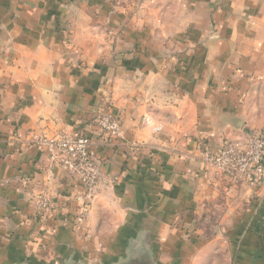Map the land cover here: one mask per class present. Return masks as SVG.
Here are the masks:
<instances>
[{"label": "crops", "instance_id": "1", "mask_svg": "<svg viewBox=\"0 0 264 264\" xmlns=\"http://www.w3.org/2000/svg\"><path fill=\"white\" fill-rule=\"evenodd\" d=\"M108 1L0 0V259L9 224L28 256L14 264H112L131 241L156 263L166 249L199 264L218 240L234 264H264V181L233 182L200 153L264 130V0H143L139 13H106ZM107 106L117 139L92 124ZM57 133L92 143L91 204L36 145ZM41 190L44 224L29 200ZM215 212L221 232L207 235Z\"/></svg>", "mask_w": 264, "mask_h": 264}, {"label": "built area", "instance_id": "2", "mask_svg": "<svg viewBox=\"0 0 264 264\" xmlns=\"http://www.w3.org/2000/svg\"><path fill=\"white\" fill-rule=\"evenodd\" d=\"M146 122L147 119L144 118V123ZM92 124L104 137H121L120 122L109 106L97 113ZM36 145L47 152L49 169H59L81 183L83 198L91 204L101 172L92 155L90 139L77 133H57L52 137L37 139ZM200 150L205 166L229 176L233 182L252 187L263 183L264 130L259 133L244 132L234 140L225 139L215 154L205 145L200 146ZM36 208L40 214L48 213L53 205L47 197L39 196ZM84 212L85 209L82 213Z\"/></svg>", "mask_w": 264, "mask_h": 264}, {"label": "rangeland", "instance_id": "3", "mask_svg": "<svg viewBox=\"0 0 264 264\" xmlns=\"http://www.w3.org/2000/svg\"><path fill=\"white\" fill-rule=\"evenodd\" d=\"M152 6H156V9H163L164 12H167V10L169 9L168 12H170L172 10L171 6L172 4H163L161 2H151ZM146 3H144L143 0H109L106 7H105V11L107 9L106 13H126V7H129L132 10H135V12L139 13V10L141 9L142 5H145ZM143 9V8H142ZM145 9V7H144ZM84 135V134H83ZM19 185H22V187L25 186V184L22 182L20 184H16V187H18ZM39 196H45L47 197L49 200L50 198L48 197L47 193L44 190L41 191H37L34 193H31L29 196V200L32 201V203H34V211L36 213V216L38 217V219L40 220V222L42 224H44V219L46 217H48V215L51 213H42L40 214L38 212V209L36 208V200ZM52 203V202H51ZM53 205V204H52ZM219 216V212H215V215L213 214L212 219L208 220L206 223V234L207 235H212V236H216L218 235V232H221L220 229V225L218 223V218ZM16 227H14L13 225H5L3 227V236L5 237V239L8 240L7 244H9V249L7 250L6 254L1 257L0 259V263L1 264H14L16 263V261L18 262L19 260H24L26 257H28L27 255H23V249L26 250V247L24 246V242L22 241V239L19 237L16 229ZM203 228H201L202 230ZM206 229V228H205ZM202 236H206L204 233L202 234ZM65 246L68 247V245L66 244H58V246ZM213 256L211 258L207 257V262L205 261L204 263L201 262V260H198L199 264H234V262H236V258H231L229 257L228 259L226 258V253H228V247H227V243L225 241L222 240H218V241H214L213 242ZM173 253H169L168 250L165 249V254L163 257V261L164 264H185L184 260H180L178 259L176 256L172 257ZM23 257H20L22 256ZM33 255V254H32ZM36 259H38L39 262H37V264H77L75 263V261H80L81 258L77 257V258H65V257H58L57 255L55 257H36ZM34 260V259H30ZM82 260H84V258H82ZM92 259H90L91 261ZM187 260V259H186ZM188 262V261H186ZM159 264L160 261H159Z\"/></svg>", "mask_w": 264, "mask_h": 264}, {"label": "water", "instance_id": "4", "mask_svg": "<svg viewBox=\"0 0 264 264\" xmlns=\"http://www.w3.org/2000/svg\"><path fill=\"white\" fill-rule=\"evenodd\" d=\"M139 246L138 242L131 241L126 246V256L115 260L112 264H159L156 263L154 256L149 250ZM75 263L82 264V262L77 261Z\"/></svg>", "mask_w": 264, "mask_h": 264}]
</instances>
